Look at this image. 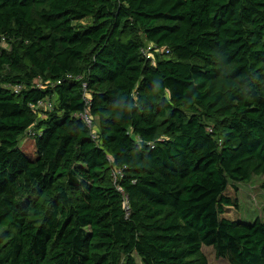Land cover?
I'll return each instance as SVG.
<instances>
[{"label": "trees", "instance_id": "trees-1", "mask_svg": "<svg viewBox=\"0 0 264 264\" xmlns=\"http://www.w3.org/2000/svg\"><path fill=\"white\" fill-rule=\"evenodd\" d=\"M2 38L0 264H264L220 217L264 176V0H0Z\"/></svg>", "mask_w": 264, "mask_h": 264}, {"label": "rangeland", "instance_id": "rangeland-1", "mask_svg": "<svg viewBox=\"0 0 264 264\" xmlns=\"http://www.w3.org/2000/svg\"><path fill=\"white\" fill-rule=\"evenodd\" d=\"M90 19H84L81 23H90ZM10 44L4 43V47L9 48ZM42 84L40 80H36ZM20 144L23 146L21 138ZM264 176L254 175L250 180L239 182L233 185L229 183L223 194L231 198V204H225L223 211L220 213L221 218H227L232 221L251 222L256 218L264 221V189L261 187ZM210 264H228L225 258L218 257L213 247L203 246ZM138 264H143L138 256H135Z\"/></svg>", "mask_w": 264, "mask_h": 264}, {"label": "built area", "instance_id": "built-area-1", "mask_svg": "<svg viewBox=\"0 0 264 264\" xmlns=\"http://www.w3.org/2000/svg\"><path fill=\"white\" fill-rule=\"evenodd\" d=\"M4 43H5L4 38L0 39V45H4ZM152 50H158V47H157L156 45H152V44H150V45H148L147 47H143V48L141 49V52H142V54H144L147 58L151 59V58H152V52H153ZM158 51H160V49H159ZM167 51H168V50H166V52H167ZM57 83H60V81H58ZM37 86H41V84H37ZM19 89H20V87H16L15 90L18 91ZM83 90H84V92H83V97H84V100H85V102H86V108H85L84 111L79 112V113H77L76 115L79 116V117L84 121V123L86 124V126H87L88 128L93 129V127H94L93 119H92V117L89 115L88 110H87V107H88V105L90 104V100H89V98L87 97L86 84L83 85ZM31 106H32L33 108H35V109H39V108H42V109L48 108V109H50V108L52 107V102L50 101V98L45 97L44 99L38 101V102H37L36 104H34V105L32 104ZM29 134H30V135H33L34 132L29 131ZM91 135H92L93 138H96V136H97V134H96L95 131H93V132L91 133ZM115 176H116V175H115Z\"/></svg>", "mask_w": 264, "mask_h": 264}]
</instances>
